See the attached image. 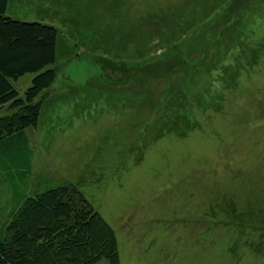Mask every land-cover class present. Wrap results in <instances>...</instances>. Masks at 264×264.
<instances>
[{"label":"rangeland","instance_id":"374dc122","mask_svg":"<svg viewBox=\"0 0 264 264\" xmlns=\"http://www.w3.org/2000/svg\"><path fill=\"white\" fill-rule=\"evenodd\" d=\"M7 14L57 30L32 165L110 225L117 264H264V0H8ZM33 76L12 81L20 95Z\"/></svg>","mask_w":264,"mask_h":264},{"label":"trees","instance_id":"16d2710c","mask_svg":"<svg viewBox=\"0 0 264 264\" xmlns=\"http://www.w3.org/2000/svg\"><path fill=\"white\" fill-rule=\"evenodd\" d=\"M7 5L0 0V110L9 113L0 117V264H117L110 225L75 186L61 179L50 183L32 165L26 130L37 126L56 79L57 30L9 17ZM27 74L34 76L20 95L12 81Z\"/></svg>","mask_w":264,"mask_h":264}]
</instances>
